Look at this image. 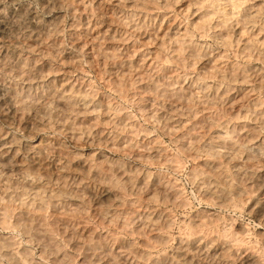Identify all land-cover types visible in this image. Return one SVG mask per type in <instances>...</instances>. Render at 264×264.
<instances>
[{
	"label": "rangeland",
	"instance_id": "rangeland-1",
	"mask_svg": "<svg viewBox=\"0 0 264 264\" xmlns=\"http://www.w3.org/2000/svg\"><path fill=\"white\" fill-rule=\"evenodd\" d=\"M53 1L0 0V264H175L194 242L185 264H264V0Z\"/></svg>",
	"mask_w": 264,
	"mask_h": 264
},
{
	"label": "bare ground",
	"instance_id": "bare-ground-1",
	"mask_svg": "<svg viewBox=\"0 0 264 264\" xmlns=\"http://www.w3.org/2000/svg\"><path fill=\"white\" fill-rule=\"evenodd\" d=\"M14 1H15V0H14ZM42 1H43V0H42ZM46 1H48V0H46ZM54 1H55V0H54ZM54 1H53V2H54ZM64 1H65V0H64ZM70 1H71V0H70ZM226 1H228V0H226ZM230 1H231V0H230ZM237 1H238V0H237ZM242 1H243V0H242ZM49 2H50V1H49ZM58 2H59V1H58ZM66 2H67V1H65V3H66ZM76 2H77V1H76ZM228 2H229V1H228ZM231 2H232V1H231ZM44 3H45V2H44ZM60 3H62V2H60ZM67 3H68V2H67ZM214 3H215V2H214ZM219 3H220V2H219ZM223 3H224V2H223ZM234 3H235V2H234ZM240 3H241V2H240ZM240 3L238 2V5H239ZM262 3H263V2H262ZM45 4H46V3H45ZM56 4H57V2H56ZM232 4H233V2H232ZM241 4H242V3H241ZM46 5H47V4H46ZM52 5H54V4H52ZM57 5H58V4H57ZM66 5L68 6V4H66ZM66 5H65V6H66ZM209 5H210V4H209ZM222 5H223V4H222ZM47 6H48V5H47ZM47 6H45V7H47ZM211 6H212V4H211ZM211 6H210V7H211ZM218 6H219V5H218ZM233 6H234V5H233ZM233 6H232V7H233ZM253 6H254V5H253ZM49 7H50V5H49ZM214 7H215V6H214ZM230 7H231V6H230ZM238 7H239V6H238ZM238 7H237V9H240L241 6H240L239 8H238ZM18 8H19V7H18ZM27 8H29V7H27ZM27 8H26V9H27ZM30 8H31V6H30ZM50 8H52V7H50ZM75 8H76V7H75ZM216 8H217V7H216ZM223 8H224V7H222V9H223ZM12 9H13V8H12ZM22 9H23V8H22ZM53 9H54V8H53ZM231 9H232V8H231ZM233 9H235V7H233ZM254 9H255V7H254ZM257 9H258V8H257ZM54 10H55V9H54ZM212 10H213V9H211V11H212ZM224 10H225V9H224ZM224 10H223V11H224ZM3 11H4V10H3ZM16 11H17V10H16ZM27 11H28V10H27ZM30 11H31V10H30ZM47 11H48V10H47ZM215 11L217 12V10H215ZM236 11H237L236 14H238V10H236ZM0 12H2V10H1ZM7 12H8V11H7ZM7 12H6V14H7ZM24 12H25V11H24ZM54 12H55V11H54ZM212 12H213V11H212ZM212 12H211V13H212ZM219 12H221V11H219ZM230 12H231V11H230ZM9 13H10V12H9ZM12 13H13V12H12ZM16 13H17V12H16ZM22 13H23V11H20L19 13H17L16 16H15V20H16L17 18H19V17L21 18V14H22ZM48 13H49V12H48ZM51 13H52V12H51ZM73 13H74V12H73ZM214 13H215V12H214ZM223 13H224V12H222V14H223ZM226 13H227V12H226ZM232 13H233V12H231V14H232ZM4 14H5V13H4ZM10 14H11V13H10ZM13 14H14V13H13ZM25 14H29V11H28V13H25ZM35 14H37V13H35ZM49 14H50V13H49ZM218 14H219V13H218ZM222 14H221V15H222ZM229 14H230V13H229ZM229 14H228V15H229ZM236 14H235V15H236ZM245 14H246V13H245ZM251 14H252V12H251ZM255 14H256V12H255ZM11 15H12V14H11ZM213 15H214V14H213ZM216 15H217V14H216ZM223 15H224V16H223V19H224V17H226V16H225V13H224ZM228 15H227V16H228ZM3 16H4V15H3ZM23 16H24V15H23ZM30 16H31V15H30ZM37 16H38V15H37ZM58 16H59V15H58ZM207 16H208V15H207ZM218 16H219V15H218ZM238 16H240V15H238ZM238 16H237V17H238ZM251 16H252V15H251ZM12 17H13V16H12ZM237 17H236V18H237ZM242 17H243V16H242ZM247 17H248V15H247ZM252 17H253V16H252ZM0 18L2 19L3 17L0 15ZM7 18H8V17H7ZM20 18H19V19H20ZM24 18H25V17H24ZM24 18H22V19H24ZM38 18H39V17H38ZM40 18H41V17H40ZM61 18H62V17H61ZM217 18H218V17H217ZM249 18H250V17H249ZM249 18H248V19H249ZM1 19H0V21H1ZM25 19H26V18H25ZM33 19H34V18H33ZM33 19H32V20H33ZM55 19H56V18H55ZM55 19H54V20H55ZM219 19H220V17H219ZM245 19H246V18H245ZM47 20H48V19H47ZM57 20H59V19L57 18ZM211 20H212V19H211ZM217 20H218V19H217ZM242 20H243V19H241V21H242ZM7 21H8V20H7ZM55 21H56V20H55ZM220 21H221V20H220ZM243 21H244V20H243ZM1 22H2V21H1ZM1 22H0V24H1ZM26 22H27V21H26ZM29 22H30V21H29ZM197 22H198V21H197ZM205 22H206V21H205ZM210 22H211V21H210ZM223 22H224V21H223ZM226 22H227V21L225 20V23H226ZM249 22H250V21H249ZM252 22H253V21H252ZM6 23H7V22H6ZM11 23L15 24L16 22L14 23V22L12 21ZM27 23H28V22H27ZM30 23H31V22H30ZM37 23H38V22H37ZM43 23H44V22H43ZM7 24H8V23H7ZM31 24H32V23H31ZM35 24H36V23H35ZM53 24H54V23H53ZM195 24H196V23H195ZM220 24H223V23H220ZM220 24H219V27H220ZM247 24H248V23H247ZM43 25H44V24H43ZM45 25H46V24H45ZM243 25H244V24H243ZM252 25H253V24H252ZM4 26H5V25H4ZM8 26H9V25H8ZM8 26H7V27H8ZM16 26H17V25H16ZM32 26H33V25H32ZM49 26H50V25H49ZM57 26H58V25H57ZM207 26H208V25H207ZM209 26H210V24H209ZM214 26H215V25H214ZM225 26H226V25H225ZM13 27H14V26H13ZM18 27H19V26H18ZM23 27H25V26H23ZM50 27H52V26H50ZM200 27H201V26H200ZM3 28H4V27H3ZM5 28H6V27H5ZM37 28H38V27H37ZM203 28H204V27H203ZM203 28H201V29H203ZM220 28H221V27H220ZM259 28H260V27H259ZM8 29H9V27H8ZM22 29H24V28H22ZM26 29H29V28H26ZM31 29H32V28H31ZM41 29H42V28H41ZM50 29H51V28H50ZM207 29H208V27H207ZM33 30H34V29H33ZM56 30H57V29H56ZM203 30H204V29H203ZM228 30H229V29H228ZM243 30H244V28H243ZM5 31H7V30H5ZM9 31H10V30H9ZM23 31H25V30H23ZM23 31H22V32H23ZM35 31H36V29H35ZM258 31H259V30H258ZM258 31H257V32H258ZM263 31H264V30H263ZM13 32H14V31H13ZM17 32H19V31H17ZM30 32H31V31H30ZM43 32H44V30H43ZM54 32H57V31H54ZM58 32H59V31H58ZM227 32H228V31H227ZM0 33H1V32H0ZM2 33H4V32H2ZM32 33H34V32H32ZM36 33H37V32H36ZM51 33H53V32H51ZM211 33H212V32H211ZM10 34H11V33H10ZM12 34H13V33H12ZM15 34H16V33H15ZM21 34H22V33H21ZM21 34H19L18 37H20ZM40 34H41V33H40ZM46 34H47V32H46ZM48 34H49V33H48ZM5 35H6V34H5ZM16 35H17V34H16ZM30 35H31V34H30ZM50 35H53V34H50ZM181 35H182V34H181ZM221 35H222V34H221ZM259 35H260V33H259ZM38 36H39V35H38ZM38 36H37V37H38ZM53 36H54V35H53ZM253 36H254V35H253ZM12 37H13V36H12ZM14 37H15V36H14ZM16 37H17V36H16ZM26 37H27V36H26ZM39 37H40V36H39ZM46 37H47V36H46ZM46 37H45V38H46ZM51 37H52V36H51ZM49 38H50V37H47V40H48ZM190 38H191V37H190ZM8 39H9V38H8ZM8 39H7V40H8ZM224 39H225V38H224ZM249 39H250V38H249ZM255 39H256V38H255ZM12 40H13V39H12ZM24 40H25V39H24ZM36 40H37V39H36ZM45 40H46V39H45ZM171 40H172V39H171ZM173 40H174V39H173ZM176 40H177V39H176ZM178 40H179V39H178ZM260 40H261V39H260ZM27 41H28V40H27ZM53 41H54V40H53ZM253 41H254V40H253ZM82 42H83V41H82ZM174 42H176V41H174ZM180 42H181V41H180ZM184 42H185V41H184ZM258 42L260 43L259 40H258ZM10 43H11V41L9 42V44H10ZM12 43H13V42H12ZM12 43H11V44H12ZM192 43H193V42H192ZM246 43H247V42H246ZM11 44H10V45H11ZM24 44H25V43H24ZM38 44H39V43H38ZM54 44H55V43H54ZM173 44H174V43H173ZM248 44H251V43H248ZM260 44H261V43H260ZM28 45H29V42H28ZM39 45H40V44H39ZM52 45H53V44H52ZM174 45H175V44H174ZM180 45H181V43H180ZM189 45H190V44H189ZM195 45H196V44H195ZM4 46H5V45H4ZM22 46H23V45H22ZM58 46H59V45H58ZM7 47H9V46H7ZM7 47H6V48H7ZM12 47H13V46H12ZM194 47H195V46H194ZM196 47H197V46H196ZM246 47H247V46H246ZM19 48H20V47H19ZM21 48H22V47H21ZM58 48H59V47H58ZM173 48H174V47H173ZM177 48H178V47H177ZM184 48H185V46H184ZM9 49H10V47H9ZM16 49H17V48H16ZM22 49H23V48H22ZM25 49H26V48H25ZM63 49H64V48H63ZM201 49H202V48H201ZM248 49H249V48H248ZM28 50H29V49H28ZM57 50H59V49H57ZM60 50H61V49H60ZM60 50H59V51H60ZM181 50H182V49H181ZM6 51H7V50H6ZM10 51H11V50H10ZM14 51H15V50H14ZM30 51H31V50H30ZM258 51H259V50H258ZM261 51H262V50H261ZM65 52H66V51H65ZM233 52H234V51H233ZM252 52H253V51H252ZM6 53H7V52H5V54H6ZM11 53H12V52H11ZM15 53H16V52H15ZM237 53H238V52H237ZM243 53H244V52H243ZM17 54H18V56L20 55L19 52H18ZM67 54H68V53H67ZM70 54H71V53H70ZM11 55H12V54H11ZM209 55H210V54H209ZM241 55H242V53H241ZM9 56H10V53H9ZM15 56H16V55H15ZM23 56H24V55H23ZM220 56H222V54H221ZM256 56H257V55H256ZM20 57H21V56H20ZM237 57H238V56H237ZM257 57H258V56H257ZM5 58H8V57H5ZM5 58H4V59H5ZM17 58H18V57H17ZM17 58H16L15 60H17ZM212 58H213V57H212ZM223 58H224V56H223ZM223 58H221V59H223ZM226 58H227V57H226ZM18 59H19V58H18ZM2 60H3V58H2ZM8 60H9V59H8ZM10 60H12V58H11ZM24 60H25V59H24ZM213 60H214V59H213ZM228 60H229V59H228ZM230 60H231V58H230ZM5 61H6V60H5ZM2 62H3V61H2ZM2 62H1V64H2ZM7 62H9V61H7ZM10 63H11V62H10ZM13 64H14V62H13ZM2 65H3V64H2ZM10 65H11V64H10ZM16 65H17V63H16ZM25 65H26V64H25ZM8 66H9V65H8ZM253 66H254V65H253ZM5 67H7V65H6ZM13 67H14V66H13ZM13 67H12V69H13ZM24 67H25V66H24ZM2 68H3V67H2ZM18 68H19V67H18ZM26 68H27V66H26ZM238 68H239V67H238ZM238 68H237V70H239ZM14 69H15V68H14ZM24 69H25V68H24ZM24 69H23V70H24ZM30 69H31V68H30ZM261 69H262V68H261ZM0 71H1V70H0ZM14 71H15V70H14ZM245 71H246V70H245ZM20 72H21V71H20ZM23 72H24V71H22V73H23ZM242 72H244V71H242ZM12 73H13V72H12ZM22 73H21V74H22ZM24 73H25V72H24ZM238 73H239V72H238ZM245 73H247V72H245ZM252 73H253V72H252ZM252 73H250V74H252ZM9 74H10V73H9ZM19 74H20V73H18L17 77L19 76ZM256 74H257V73H256ZM256 74H253V75L255 76ZM14 75H15V74H14ZM43 75H44V73H43ZM240 75H243V73L240 74ZM40 76H41V75H40ZM237 76H238V75H237ZM250 76H251V75H250ZM13 77H16V76H13ZM233 77H234V76H233ZM2 78H3V77H2ZM7 78H8V77H7ZM247 78L250 79L249 77H247ZM247 78H246L245 81H247ZM5 79H6V78H5ZM16 79H17V78H16ZM28 79H29V78H28ZM241 79H242V78H241ZM0 80H1V79H0ZM2 82H3V81H2ZM4 82H5V80H4ZM9 82H10V81H9ZM12 82H13V81H12ZM0 83H1V81H0ZM4 84H5V83H4ZM16 84H18V83H16ZM16 84H14L13 87H14ZM2 85H3V84H2ZM9 85H10V83H9ZM9 85H8V86H9ZM6 86H7V85H6ZM8 86H7V87H8ZM17 86H19V85H17ZM21 86H22V85H21ZM0 87H1V86H0ZM51 87H52V86H51ZM55 87H56V86H55ZM206 87H207V86H206ZM1 88H2V87H1ZM3 88H5V87H3ZM25 88H26V87H25ZM39 88H40V87H39ZM36 89H37V88H36ZM52 89H53V88H52ZM52 89H51V92H52ZM58 89H59V88H58ZM58 89H57V90H58ZM47 90H48V89H47ZM47 90H46V91H47ZM67 90H68V89H67ZM16 91H18V90H15V92H16ZM36 91H37V90H36ZM53 91H54V90H53ZM58 91H59V90H58ZM58 91H56V92H58ZM63 91H64V90H63ZM71 91H72V90H71ZM10 92H11V91H10ZM24 92H25V91H24ZM60 92H61V90H60ZM66 92H67V91H66ZM0 93H1V92H0ZM8 93H9V92H8ZM53 93H55V92H53ZM53 93H52V94H53ZM58 93H59V92H58ZM64 93H65V92H64ZM77 93H78V92H77ZM81 93H82V92H81ZM9 94H10V93H9ZM11 94H12V92H11ZM13 94H14V93H13ZM28 94H29V93H28ZM31 94H32V93H31ZM34 94H35V93H34ZM49 94H50V92H49ZM56 94H57V93H56ZM6 95H7V94H6ZM16 95H17V93H16ZM62 95H63V94H62ZM62 95L59 94V96H62ZM12 96H13V95H12ZM17 96H18V95H17ZM35 96H36V95H35ZM54 96H55V95H54ZM54 96H53V97H54ZM67 96H68V95H67ZM2 97H3V95H2ZM4 97H5V96H4ZM15 97H16V96H15ZM51 97H52V96H51ZM57 97H58V96H57ZM62 97H63V96H62ZM71 97H72V96H71ZM0 98H1V97H0ZM21 98H22V97H21ZM23 98H24V97H23ZM23 98H22V99H23ZM25 98H27V97L25 96ZM25 98H24V99H25ZM28 98H29V97H28ZM58 98H59V97H58ZM83 98H84V97H83ZM12 99H13V97L10 98V99L7 101L8 108H10V109H14V108H15V110H16L15 103L12 101ZM14 99H15V98H14ZM19 99H20V98H18V100H19ZM22 99H21V100H22ZM62 99H63V98H62ZM16 100H17V99H16ZM32 100H33V99H32ZM39 100H40V99H39ZM56 100H57V99H56ZM58 100H60V98H59ZM63 100H66V99H63ZM68 100H69V99H68ZM19 101H20V100H19ZM37 101H38V100H37ZM40 101H41V100H40ZM52 101H54V100H52ZM72 101H73V100H72ZM80 101H81V100H80ZM86 101H87V100H86ZM23 102H24V101H23ZM23 102L20 101V103H23ZM47 102H49V101H47ZM50 102H51V101H50ZM54 102H55V101H54ZM63 102H64V101H63ZM74 102H75V101H74ZM33 103H34V102H33ZM33 103H32V104H33ZM42 103H43V102H42ZM85 103H88V102H85ZM3 104H4V103H3ZM16 104H18V103H16ZM47 104H48V103H47ZM65 104H67V103H65ZM73 104H74V103H73ZM88 104H89V103H88ZM35 105H37V104L35 103ZM83 105H84V103H83ZM254 105H256V104H254ZM258 105H259V104H258ZM260 105H261V104H260ZM20 106H21V105H20ZM26 106H27V105H26ZM81 106H82V104H81ZM1 107H2V106H1ZM17 107H18V106H17ZM38 107H40V106H38ZM85 107H86V105H85ZM87 107H88V105H87ZM256 107H257V106H256ZM253 108H254V107H253ZM6 109H7V108H6ZM85 109H86V108H85ZM88 109H89V108H88ZM88 109H87V110H88ZM94 109H95V108H94ZM108 109H109V108H107V110H108ZM3 110H4V109H3ZM17 110H18V109H17ZM19 110H21V109H19ZM26 110H27V109H26ZM33 110H34V109H33ZM37 110H38V109H37ZM39 110H40V109H39ZM44 110H45V109H44ZM69 110H70V109H69ZM72 110H73V109H72ZM8 111H9V110H8ZM22 111H25V109L22 110ZM22 111H21V112H22ZM82 111H83V110H82ZM101 111H102V110H101ZM108 111H109V110H108ZM0 112H1V111H0ZM72 112H73V111H72ZM247 112H248V110H247ZM3 113H4V112H3ZM5 113H8L7 110H6ZM5 113H4V114H5ZM26 113H27V112H26ZM26 113H23V114H26ZM104 113H105V111H104ZM104 113H103V114H104ZM248 113L251 114L250 110H249ZM248 113H247V114H248ZM260 113H261V112H260ZM9 114H10V113H9ZM11 114H13V113H11ZM23 114H22V115H23ZM44 114H45V113H44ZM105 114H106V113H105ZM209 114H210V113H209ZM250 114H249V116H250ZM2 115H3V114H2ZM28 115H29V114H28ZM42 115H43V114H42ZM46 115H47V114H46ZM125 115H126V114H125ZM193 115H195V114H193ZM6 116H7V115H6ZM9 116H10V115H9ZM36 116H37V115H36ZM258 116H259V115H258ZM33 117H34V116H33ZM48 117H49V116H48ZM52 117H53V116H52ZM195 117H196V116H195ZM245 117L247 118L246 115H245ZM245 117H244V118H245ZM251 117H252V116H251ZM254 117H255V116H254ZM259 117H260V116H259ZM261 117H262V116H261ZM263 117H264V116H263ZM6 118H7V117H6ZM9 118H10V117H9ZM24 118H25V117H24ZM31 118H32V117H31ZM56 118H57V117H56ZM191 118H192V116H191ZM256 118H257V116H256ZM11 119H12V118H11ZM113 119H114V118H113ZM254 119H255V118H254ZM259 119H260V118H259ZM29 120H30V118H29ZM38 120H39V119H38ZM249 120H250V118H249ZM260 120H261V119H260ZM27 121H28V119H27ZM54 121H55V120H54ZM108 121H110V120H108ZM186 121H187V120H186ZM218 121H219V120H218ZM262 121H263V119L261 120V122H262ZM48 122H49V121H48ZM110 122H111V121H110ZM226 122H227V121H226ZM254 122H256V120H255ZM43 123H44V122H43ZM56 123H57V121H56ZM108 123H109V122H108ZM179 123H181V122H179ZM182 123H183V122H182ZM262 123H263V122H262ZM38 124H39V123H38ZM258 124H259V123H258ZM51 125H52V124H51ZM129 125H130V124H129ZM194 125H195V124H194ZM214 125H215V123H214ZM223 125H224V123H223ZM261 125H262V129H261V130H263V129H264V128H263L264 126H263V124H261ZM65 126H66V125H65ZM123 126H124V125H123ZM126 126H127V125H126ZM210 126H211V125H210ZM212 126H213V125H212ZM233 126H234V125H233ZM259 126H260V124H259ZM259 126H258V127H259ZM61 127H62V126H61ZM63 127H64V126H63ZM171 127H173V126H171ZM180 127H181V126H180ZM182 127H183V126H182ZM182 127H181V128H182ZM219 127H220V125H219ZM230 127H231V126H230ZM242 127H243V126H242ZM188 128H189V127H188ZM210 128H211V127H210ZM215 128H216V127H215ZM220 128H221V127H220ZM246 128H247V127H246ZM36 129H37V128H35L34 130H36ZM217 129H218V128H217ZM227 129H228V128H227ZM229 129H230V128H229ZM233 129H234V128H233ZM251 129H253V128H251ZM258 129H259V128H258ZM69 130H70V129H69ZM71 130H72V129H71ZM177 130H178V129H177ZM241 130H242V129H241ZM254 130H255V128H254ZM67 131H68V129H67ZM219 131H220V130H219ZM219 131H218V132H219ZM227 131H228V130H227ZM231 131H232V130H231ZM248 131H249V130H248ZM257 131H258V130H256V132H257ZM259 131H260V129H259ZM218 132H217V133H218ZM244 132H245V131H244ZM212 133H213V132H212ZM221 133H222V132H221ZM247 133H248V132H247ZM247 133H246V134H247ZM251 133H253V130H252ZM254 133H255V132H254ZM218 134H219V133H218ZM218 134H217V136H220V135H221V134H220V135H218ZM222 134H224V132H223ZM230 134H231V132H230ZM248 134H249V133H248ZM100 135H101V134H100ZM211 135H212V134H211ZM213 135H215V134H213ZM226 135H227V134H226ZM226 135H225V136H226ZM231 135H232V134H231ZM254 135H255V134H254ZM178 136H179V135H178ZM251 136H252V135H251ZM4 137H5V136H4ZM232 137H233V136H232ZM247 137H248V136H246V138H247ZM254 137H255V136H254ZM18 138H19V137H18ZM181 138H182V137H181ZM217 138H218V137H217ZM225 138H226V137H225ZM234 138H235V137H234ZM8 139H9V138H8ZM10 139H11V137H10ZM215 139H216V138H215ZM221 139H222V137H221ZM247 139H248V141H249L250 137L247 138ZM251 139H252V137H251ZM253 139H254V138H253ZM256 139H258V138H256ZM105 140H106V139H105ZM182 140H183V139H182ZM209 140H210V139H209ZM218 140H219V139H218ZM223 140H224V138H223ZM225 140H226V139H225ZM228 140H229V139H228ZM237 140H238V139H237ZM211 141H212V140H211ZM238 141H239V140H238ZM241 141H242V140H241ZM245 141H246V140H245ZM248 141H247V142H248ZM254 141H255V140H254ZM9 142H10V141H9ZM43 142H44V141H43ZM43 142H42V144H43ZM194 142H195V141H194ZM216 142H217V141H216ZM219 142H220V141H219ZM225 142H226V141H225ZM230 142H231V140H230ZM230 142H229V146H230V144H231ZM252 142H253V141H252ZM255 142H257V140H256ZM261 142H263V141H261ZM44 143H45V142H44ZM250 143H251V142H250ZM35 144H38V143H34L33 145L35 146ZM47 144H48V143H47ZM219 144H220V143H219ZM219 144H218V145H219ZM222 144H223V143H222ZM222 144H221L220 146H222ZM244 144H245V142H244ZM254 144H255V143H254ZM257 144H258V143H257ZM11 145H12V144H11ZM33 145H32V146H33ZM43 145H44V144H43ZM192 145H193V144H192ZM218 145H217V146H218ZM223 145H224L223 148H226L225 144H223ZM233 145H234V144H233ZM240 145H241V144H240ZM252 145H253V144H252ZM262 145H263V144H262ZM0 146H1V145H0ZM6 146H7V145H6ZM49 146H50V145H49ZM208 146H210V145H208ZM217 146H215V147H217ZM227 146H228V145H227ZM229 146H228L227 148H229ZM253 146H254V145H253ZM2 147H3V146H2ZM30 147H31V144H30ZM43 147H44V146H43ZM203 147H204V146H203ZM213 147H214V146H213ZM231 147H232V146H231ZM242 147H243V145H242ZM248 147H249V146H248ZM262 147H263V146H261V148H262ZM9 148H10V147H9ZM9 148H8V149H9ZM13 148H14V147H13ZM17 148H19V147H17ZM28 148H29V147H28ZM34 148H35V147H34ZM37 148H38V147H37ZM191 148H192V147H191ZM218 148H219V147H218ZM235 148H236V146H235ZM237 148H238V147H237ZM239 148H240V147H239ZM239 148H238V149H239ZM249 148H250V147H249ZM251 148H252V147H251ZM254 148H255L256 151H257L258 147H254ZM0 149H1V148H0ZM8 149H7V150H8ZM30 149H31V148H30ZM41 149H43V148L41 147ZM41 149H39V150H41ZM52 149H53V148H52ZM194 149H196V148H194ZM210 149H211V148H210ZM221 149H222V147H221ZM221 149H220V150H221ZM245 149H246V148H245ZM262 149H264V148H262ZM7 150H6V153H7ZM35 150H36V148H35ZM43 150H44V149H43ZM192 150H193V149H192ZM199 150H200V149H199ZM235 150H236V149H235ZM235 150H234V151H235ZM246 150H248V149H246ZM259 150H260V149H259ZM259 150H258V151H259ZM4 151H5V150H4ZM14 151H15V150H14ZM31 151H33V149H32ZM44 151H46V149H45ZM48 151H49V149H48ZM208 151H209V150H208ZM208 151H206V152H208ZM217 151H219V150H217ZM221 151H222V150H221ZM238 151H239V150H238ZM238 151H237V152H238ZM249 151H250V149H249ZM253 151H254V150H253ZM253 151H252V153H255V152H253ZM2 152H3V151H2ZM27 152H29V151H27ZM35 152H36V151H35ZM203 152H204V151H203ZM213 152H214V150H213ZM232 152H233V151H232ZM237 152H236V153H237ZM239 152H240V151H239ZM243 152H244V151H243ZM243 152H242V150H241L240 153H243ZM250 152H251V151H250ZM262 152H263V151H262ZM3 153H5V152H3ZM10 153H11V151H10ZM12 153H13V152H12ZM12 153H11V154H12ZM14 153H15V152H14ZM16 153H17V152H16ZM19 153H20V152H19ZM19 153H18V154H19ZM38 153H39V152H38ZM199 153H200V152H199ZM220 153H221V152H220ZM227 153H229V152L226 151V154H227ZM230 153H231V151H230ZM234 153H235V152H234ZM258 153H259V152H258ZM258 153H256V154H258ZM7 154H8V153H7ZM25 154H26V153H25ZM31 154H32V153H31ZM33 154H34V152H33ZM39 154H40V153H39ZM42 154H45V152H44V153L42 152ZM194 154H196V153H194ZM243 154H244V153H243ZM245 154H246V153H245ZM3 155H4V154H3ZM20 155H21V154H20ZM37 155H38V154H37ZM231 155H232V154H231ZM231 155H230L229 157H227L225 160H227V159L232 160ZM233 155H235V154H233ZM239 155H240V154H239ZM251 155H252V154H251ZM251 155H250V158H249V159H251ZM0 156H2V155H0ZM26 156H27V155H26ZM33 156H35V155H33ZM45 156H46V154H45ZM196 156H197V155H196ZM241 156H242V155H241ZM253 156H254V155H253ZM23 157H24V156H23ZM27 157H28V156H27ZM27 157H25V158H27ZM46 157H47V156H46ZM220 157H221V156H220ZM225 157H226V156H225ZM243 157H244V156H243ZM256 157H257V156H256ZM256 157H255V158H256ZM260 157H261V156H260ZM36 158H37V157H36ZM38 158H39V155H38ZM210 158H211V157H210ZM236 158H237V157H236ZM246 158H247V157H246ZM261 158H262V157H261ZM23 159H24V158H23ZM23 159H22V160H23ZM48 159H49V157H48ZM77 159H78V158H77ZM208 159H209V158H208ZM234 159H235V158H234ZM238 159H242V158H238ZM258 159H259V158H258ZM7 160H8V158H7ZM24 160H25V159H24ZM24 160H23V162H24ZM36 160H37V159H36ZM39 160H40V158H39ZM46 160H47V159H46ZM60 160H61V159H60ZM247 160H248V159H247ZM252 160H253V159H252ZM254 160H255V159H254ZM256 160H257V158H256ZM260 160H261V159H259V161H260ZM5 161H6V160H5ZM18 161H19V160H17V155H16V154H13V155L11 156L10 163H9L10 167L13 166L12 168L14 169V167L16 168L17 166H20V167H21L20 169L22 170L23 173H26V172L29 171L30 169H31V170H35V171H34L35 173L39 171V167H38L37 165H31V166L28 165V169H25V168L23 169V167H25V166H23L25 163H22L21 159H20L19 162H18ZM33 161H34V160H33ZM42 161H43V159H42ZM44 161H45V160H44ZM44 161H43V162H44ZM56 161H57V160H56ZM56 161H55V163H56ZM58 161H59V159H58ZM210 161H211V160H210ZM235 161H236V160H235ZM245 161H246V160H245ZM262 161H263V160H261V162H262ZM27 162H28V161H27ZM239 162H240V161H239ZM257 162H258V161H256V164H257ZM5 163H6V162H5ZM18 163H19V164H18ZM38 163L40 164L39 161H38ZM41 163H42V162H41ZM47 163H49V162H47ZM50 163H51V165H52V161H51ZM57 163H60V162H57ZM202 163H203V162H202ZM204 163H207L206 160H205ZM204 163H203V165H204ZM229 163H230V162H229ZM240 163H241V162H240ZM30 164H31V163H30ZM32 164H33V163H32ZM53 164H54V163H53ZM208 164H209V160H208ZM216 164H217V163H216ZM227 164H228V162H227ZM231 164H233V163H231ZM258 164H259V163H258ZM45 165H46V164H45ZM59 165H60V164H59ZM61 165H63V164L61 163ZM92 165H93V164H92ZM237 165H238V163H237V164H234V166H236V168H238ZM241 165H243V164H241ZM245 165H246V164H245ZM253 165H254V164H253ZM260 165H261V163H260ZM49 166H50V165H49ZM208 166H209V165H208ZM218 166H219V165H218ZM226 166H227V165H226ZM249 166H250V165H249ZM251 166H252V165H251ZM254 166H256V165H254ZM261 166H263V165H261ZM261 166H259V167L262 168ZM3 167H4V166H3ZM7 167H8V166H6V169H7ZM64 167L66 168V165H65ZM64 167H63V169H64ZM210 167H211V166H210ZM239 167H240V165H239ZM242 167H244V166H242ZM12 168H11V169H12ZM56 168H57V167H56ZM71 168H72V167H71ZM76 168H77V167H76ZM90 168H91V167H90ZM92 168H93V167H92ZM205 168H206V167H205ZM231 168L233 169V167H231ZM257 168H258V167H257ZM11 169H10V170H11ZM13 169H12V171H13ZM16 169H17V168H16ZM49 169H50V168H49ZM54 169H55V166H54ZM85 169H86V168H85ZM213 169H214V168H213ZM217 169H218V168H217ZM223 169H224V168H223ZM238 169H240V168H238ZM244 169H245V167H244ZM1 170H3V169H1ZM18 170H19V168H18ZM41 170H42V169H41ZM41 170H40V171H41ZM64 170H66V169H64ZM81 170H82V169H81ZM197 170H198V169H197ZM199 170H200V169H199ZM221 170H222V169H221ZM221 170H219V171H221ZM260 170H261V169H260ZM49 171H50V170H49ZM55 171H56V170H55ZM62 171H63V170H62ZM62 171H61V172H62ZM77 171H78V170H77ZM82 171H84V169H83ZM85 171H86V170H85ZM90 171H91V170H90ZM130 171H131V170H130ZM205 171H206V170H205ZM233 171H234V170H233ZM241 171H242V170H241ZM253 171H254V169H253ZM9 172H10V171H9ZM19 172H20V171H19ZM19 172H18V174H19ZM30 172H31V171H30ZM44 172H45V171H44ZM44 172H43V173H44ZM64 172H65V171H64ZM75 172H76V171H75ZM78 172H79V171H78ZM210 172H211V171H210ZM210 172H209V173H210ZM238 172H240V171H238ZM238 172H237V173H238ZM248 172H250V171H248ZM255 172H256V170H255ZM258 172H259V171H258ZM6 173H7V172H6ZM46 173H47V172H46ZM76 173H77V172H76ZM87 173H88V172H87ZM123 173H127V172H123ZM203 173H204V172H203ZM218 173H219V172H218ZM226 173H228V172H226ZM226 173H225V174H226ZM233 173H234V172H233ZM243 173H244V172H243ZM29 174H30V173H29ZM39 174H40V172H39ZM41 174H42V173H41ZM51 174H52V173H51ZM83 174H84V173H83ZM98 174H99V173H98ZM211 174H212V173H211ZM223 174H224V172H223ZM235 174H236V173H235ZM235 174H234V175H235ZM251 174H252V173H251ZM9 175H11V174H9ZM9 175L7 174V176H9ZM42 175H44V174H42ZM60 175H61V173H60ZM60 175H59V177H60ZM95 175H96V174H95ZM202 175H203V174H202ZM202 175H201V177H202ZM204 175H205V174H204ZM213 175H214V173H213ZM240 175H241V174H240ZM246 175H247V173H246ZM254 175H255V174H254ZM54 176H55V175H54ZM56 176H57V171H56ZM62 176H63V175H62ZM194 176H195V175H194ZM194 176H193V177H194ZM197 176H198V175H197ZM206 176H207V175H206ZM216 176H218L217 173H216ZM220 176H221V175H220ZM236 176H237V175H236ZM261 176H262V175H261ZM0 177L3 178V176H0ZM23 177H26V176H23ZM64 177H65V175H64ZM66 177H68V176H66ZM66 177H65V179H66ZM214 177H215V176H214ZM240 177H241V176H240ZM244 177H245V176H244ZM246 177H247V176H246ZM252 177H253V176H252ZM252 177H251V178H252ZM258 177H259V176H257V178H258ZM28 178H29V177H28ZM35 178H36V177H35ZM38 178H42V177H38ZM55 178H56V177H55ZM61 178H62V177H61ZM71 178H72V177H71ZM76 178H78V177H76ZM194 178H197V177H194ZM194 178H193V179H194ZM203 178H204V177H203ZM222 178H223V177H222ZM229 178H230V177H229ZM242 178H243V176H242ZM249 178H250V177H249ZM249 178H248V181H249ZM259 178H260V177H259ZM263 178H264V177H263ZM7 179H8V178H7ZM32 179H33V178H32ZM100 179H101V178H100ZM109 179H110V178H109ZM128 179H129V178H128ZM205 179H206V178H205ZM213 179H214V178H213ZM238 179H239V178H238ZM238 179H237V180H238ZM56 180H57V179H56ZM66 180H67V179H66ZM134 180H135V179H134ZM194 180L196 181V179H194ZM202 180H203V179H201V181H202ZM208 180H210V179H208ZM215 180H216V179H215ZM220 180H221V179H220ZM251 180H252V179H251ZM261 180H262V179H261ZM261 180H260V182H261ZM11 181H12V180H11ZM26 181H27V179H26ZM41 181H42V180H41ZM58 181H59V179H58ZM63 181H64V179H63ZM79 181H80V180H79ZM86 181H87V180H86ZM201 181H200V182H201ZM206 181H207V180H206ZM221 181H222V180H221ZM224 181H225V180H224ZM224 181H222V183H223ZM226 181H227V180H226ZM230 181H231V180H230ZM235 181H236V180H235ZM235 181H234V182H235ZM242 181H243V180H242ZM242 181H241V182H242ZM244 181H245V180H244ZM253 181H254V180H253ZM256 181H257V179H256ZM19 182H20V181H19ZM30 182H31V181H30ZM36 182H37V181H36ZM104 182H105V179H104ZM127 182H128V181H127ZM209 182H210V181H209ZM228 182H229V181H228ZM231 182H232V181H231ZM231 182H230V185L228 184L230 187H231V184H232ZM241 182H240V183H241ZM31 183H32V182H31ZM37 183H38V182H37ZM80 183H82V182H80ZM87 183H88V182H87ZM119 183H120V182H119ZM163 183H164V182H163ZM198 183H199V182H198ZM202 183H203V185L205 184L204 181H203ZM202 183H201V184H202ZM238 183H239V182H238ZM248 183H249V182H248ZM251 183H252V182H251ZM251 183H250V184H251ZM5 184H8V183H5ZM24 184H25V183H24ZM26 184H27V183H26ZM63 184H64V183H63ZM65 184H66V183H65ZM73 184H74V183H73ZM76 184H77V183H76ZM78 184H79V183H78ZM78 184H77V185H78ZM84 184H86V183H84ZM100 184H101V183H100ZM131 184H132V183H131ZM211 184H212V181H211ZM214 184H215V182H214ZM224 184H225V183H224ZM226 184H227V182H226ZM250 184H249V185H250ZM252 184H253V183H252ZM255 184H257V183L255 182ZM21 185H22V184H21ZM34 185H35V184H34ZM49 185H50V184H49ZM67 185H68V184H67ZM79 185H80V184H79ZM79 185H78V186H79ZM86 185H88V184H86ZM105 185H107V183H106ZM159 185H160V184H159ZM169 185H170V184H169ZM212 185H213V184H212ZM218 185H219V184H218ZM221 185H222V184H221ZM4 186H5V185H4ZM23 186L25 187V185H23ZM42 186H43V184H42ZM44 186L49 187V186L46 185V184H45ZM69 186H70V185H69ZM78 186H77V187H78ZM107 186H108V185H107ZM136 186H137V185H136ZM167 186H168V185H167ZM200 186H201V185H200ZM200 186H199V187H200ZM209 186H210V185H209ZM226 186H227V185H226ZM257 186H258V185H257ZM263 186H264V185H263ZM7 187H8V186H7ZM30 187H31L32 191H33V192H36V193H42V192L45 193V192H46V191H45V190H46L45 187H44V188H45L44 191H43L39 186L36 187V186L31 185ZM38 187H39V188H38ZM51 187H52V186H51ZM63 187H64V186H63ZM65 187H66V186H65ZM72 187H73V186H72ZM93 187H94V186H93ZM105 187H106V186H105ZM111 187H112V186H111ZM111 187H110V188H111ZM137 187H138V186H137ZM207 187H208V186H207ZM212 187H213V186H212ZM215 187H216V185H215ZM224 187H225V186H224ZM232 187H233V186H232ZM232 187H231V188H232ZM240 187H241V186H240ZM253 187H254V185H253ZM1 188H2L3 191H4V188H5V187H4V188L1 187ZM26 188H27V187H26ZM49 188H50V187H49ZM73 188H74V187H73ZM85 188H86V187H85ZM90 188H91V187H90ZM114 188H116V187H114ZM124 188H125V187H124ZM135 188H136V187H135ZM170 188H171V187H170ZM201 188H202V186L200 187V189H201ZM205 188H206V187H205ZM227 188H228V186H227ZM234 188H235V187H234ZM257 188H258V187H257ZM8 189H9V187H8ZM10 189H11V188H10ZM28 189H29V188H28ZM61 189H62V188H61ZM63 189H64V188H63ZM68 189H69V187H68ZM88 189H89V188H88ZM88 189H87V191H88ZM107 189L109 190L108 187H107ZM111 189H112V188H111ZM200 189H199V190H200ZM208 189H210V188L208 187ZM237 189H238V188H237ZM15 190H16V189H15ZM51 190H52V189H51ZM64 190L66 191V189H64ZM70 190H72V188H71ZM70 190H69V192H71ZM91 190H93V189H91ZM101 190H102V189H101ZM119 190H120V189H119ZM140 190H141V189H140ZM201 190H203V189H201ZM215 190H216V189H215ZM235 190H236V189H235ZM243 190H244V189H243ZM3 191H2V192H3ZM5 191H6V189H5ZM48 191H49V189H48ZM55 191H56V190H55ZM60 191H61V190H60ZM60 191H59V192H60ZM74 191H76L75 188H74ZM103 191H104V190H103ZM106 191H107V190H106ZM115 191H116V190H115ZM129 191H130V189H129ZM205 191H206V190H205ZM219 191H220V188H219ZM222 191H223V190H222ZM238 191H239V189H238ZM0 192H1V191H0ZM9 192H10V191H9ZM26 192H27V191H26ZM30 192H31V191H30ZM50 192H52V191H50ZM76 192H77V191H76ZM80 192H81V191H80ZM100 192H101V191H100ZM117 192L119 193V191H117ZM211 192H213V191H211ZM254 192H255V191H254ZM44 193H42V194H44ZM62 193H63V191H62ZM78 193H79V192H78ZM78 193H77V195H79ZM90 193H91V191H90ZM113 193H114V191H113ZM118 193H117V194H118ZM125 193H126V192H125ZM201 193H202V192H201ZM206 193H207V192H206ZM222 193H224V191H223ZM263 193H264V192H263V190H262V195H263ZM5 194H6V192H5ZM7 194H9V193H7ZM28 194H29V193H28ZM28 194H27V195H28ZM60 194H61V193H60ZM60 194H58V195H60ZM66 194H67V193H66ZM91 194H92V193H91ZM97 194H98V192L96 193V195H97ZM101 194H102V192H101ZM114 194H115V193H114ZM114 194H113V195H114ZM204 194H205V192H204ZM236 194H237V192H236ZM236 194H235V195H236ZM239 194H240V193H238V195H239ZM241 194H242V192H241ZM243 194H244V193H243ZM1 195H2V194H1ZM3 195H4V193H3ZM10 195H11V194H10ZM16 195H17V194H16ZM46 195L49 196V197H48L49 200L56 201V196H55L56 193L53 194V192H52V193H49V194H46ZM64 195H65V194H64ZM74 195H75V194H74ZM77 195H76V196H77ZM105 195H107V197L105 198V202L107 201V202H111V203H112L113 200L115 199V198H113V196L111 197L112 193H110V191H107V192L105 193ZM119 195H121V194L119 193ZM232 195H233V194H232ZM238 195H237V196H238ZM249 195H250V194H249ZM6 196H7V195H6ZM11 196H12V195H11ZM100 196H101V195H100ZM100 196H99V197H100ZM208 196H209V195H208ZM212 196H213V195H212ZM212 196L210 195L211 198H212ZM221 196H222V195H221ZM225 196H226V195H225ZM259 196H260V195H259ZM8 197H10V196H8ZM20 197H21V196H20ZM39 197H40V195H39ZM68 197H69V196H68ZM71 197H73V196L71 195ZM79 197H80V196H79ZM114 197H115V196H114ZM119 197H120V196H119ZM210 197H209V198H210ZM257 197H258V196H257ZM262 197H263V196H262ZM14 198H16V197H14ZM37 198H38V197H37ZM40 198H41V197H40ZM43 198H44V196H43ZM58 198H59V197H58ZM58 198H57V199H58ZM69 198H70V197H69ZM75 198H77V197H75ZM91 198H92V197H91ZM93 198L96 199V197H93ZM101 198H102V197H101ZM101 198H99V199H101ZM112 198H113V199H112ZM215 198H216V197H214V200H215ZM218 198L220 199V196H219ZM221 198H223V200H224L225 197H221ZM227 198H229V197L227 196ZM227 198H226V199H227ZM230 198H231V197H230ZM0 199H1V198H0ZM17 199H18V197H17ZM44 199H45V198H44ZM122 199H124V195H123V198H122ZM122 199H121V200H122ZM212 199H213V198H212ZM25 200H26V199H25ZM32 200H33V199H32ZM40 200H42V198H41ZM49 200H48V201H49ZM61 200H62V198H61ZM64 200L66 201V199H64ZM64 200H63V202H64ZM69 200H70V199H69ZM73 200H74V199H73ZM93 200H94V199H93ZM117 200H119V198H118ZM117 200H115V201L117 202ZM214 200H213V202H214ZM221 200H222V199H221ZM228 200H229V199H228ZM233 200H234V199H233ZM257 200H258V199H257ZM0 201H1V200H0ZM71 201H72V200H71ZM100 201H101V200H100ZM215 201H216V200H215ZM263 201H264V200H263ZM20 202H22V201H20ZM32 202H33V201H32ZM57 202H58V201H57ZM102 202H103V201H102ZM105 202H104V204H105ZM116 202H115V203H116ZM122 202H123V201H122ZM122 202H121V203H122ZM216 202H217V201H216ZM216 202H215V203H216ZM255 202H256V201H255ZM258 202H260V201H258ZM14 203H15V202H14ZM54 203H55V202H54ZM69 203H70V202H69ZM69 203H68V204H69ZM98 203H99V200H98ZM125 203H126V202H125ZM22 204H23V203H22ZM27 204H28V203H27ZM33 204H34V202H33ZM46 204H47V203H46ZM55 204H56V203H55ZM101 204H102V203H100V205H99V204H97V205L101 206ZM233 204H234V203H233ZM256 204H258V203H256ZM53 205H54V204H53ZM94 205H95V204H94ZM107 205H108V203H107ZM112 205H113V204H112ZM114 205H115V204H114ZM123 205H124V203H123L121 206H123ZM130 205H131V204H130ZM262 205H263V204H262ZM3 206H4V205H3ZM5 206H6V205H5ZM11 206H12V205H11ZM30 206H31V205H30ZM41 206H42V205H41ZM118 206H120V204H119ZM125 206H126V205H125ZM8 207H9V206H8ZM13 207H14V206H13ZM113 207H114V206H113ZM115 207H117V206H115ZM129 207H130V206H129ZM10 208H11V207H9V209H10ZM100 208H101V207H100ZM103 208H105V207H103ZM107 208H108V207H107ZM120 208H122V207H120ZM130 208H131V207H130ZM258 208H259V207H258ZM262 208H263V207H262ZM2 209H3V208H2ZM11 209H12V208H11ZM112 209H113V208H112ZM114 209L116 210V208H114ZM122 209H123V208H122ZM122 209H121V210H122ZM19 210H20V208H19ZM99 210H100V209H99ZM106 210H107V209H106ZM108 210L110 211L111 209H108ZM258 210H259V209H258ZM262 210H264V209H262ZM9 211H10V210H9ZM113 211H114V210H113ZM117 211H118V210H117ZM132 211H133V210H132ZM132 211H131L129 214H131ZM135 211H136V210H135ZM27 212H28V211H26V214H27ZM103 212L105 213L104 210H103ZM106 212H107V211H106ZM110 212H111V214H112V210H111ZM153 212H154V211H153ZM5 213H6V212H5ZM120 213H121V212H120ZM124 213H125V212H124ZM148 213H149V212H148ZM256 213H257V212H256ZM262 213H263V211H262ZM113 214H116V213H113ZM117 214H118V213H117ZM117 214H116V215H117ZM127 214H128V213H127ZM152 214H153V213H152ZM108 215H109V212H108ZM108 215H106V216H108ZM112 216H113V215H112ZM112 216H111V217H112ZM114 216H115V215H114ZM129 217H130V216H129ZM207 217H208V216H207ZM107 218H108V217H107ZM109 218H110V217H109ZM125 218H126V217H125ZM147 218H148V216H147ZM150 218H151V217H150ZM202 218H203V217H202ZM209 218H210V217H209ZM262 218H264V217H262ZM129 219H130V218H129ZM199 219H200V218H199ZM210 219H211V218H210ZM111 220H112V219H111ZM126 220H127V219H126ZM133 220H134V219H133ZM195 221H197V220H195ZM198 221H199V220H198ZM202 221H203V220H202ZM208 221H209V220H208ZM211 221L213 222V220H211ZM124 222H125V220H124ZM126 222H127V221H126ZM134 222H135V221H134ZM193 222H194V221H193ZM204 222H205V221H204ZM151 223H152V222H151ZM191 223H192V222H191ZM207 223H208V222H207ZM210 223H211V222H210ZM198 224H199V223H198ZM193 225H194V223H193ZM200 225H202V224H200ZM207 225H209V224H207ZM183 226H184V225H183ZM141 227H142V226H141ZM143 227H144V226H143ZM153 227H154V226H153ZM153 227H152V228H153ZM185 227H186V226H185ZM196 227H197V226H196ZM213 227H214V226H213ZM183 228H184V227H183ZM187 228H188V227H187ZM200 228H201V227H200ZM200 228H199V229H200ZM203 229H204V228H203ZM215 230H216V229H215ZM192 231H193V230H192ZM196 231H197V230H196ZM201 231H202V230H201ZM207 231H208V230H207ZM162 233H163V232H162ZM211 233H212V232H211ZM211 233H209V235H211ZM229 233H230V232H229ZM231 233H232V232H231ZM158 234H159V233H158ZM206 234H207V233H206ZM206 234H205V235H206ZM232 234H233V233H232ZM235 234H236V233H235ZM215 235H216V234H215ZM238 235H239V234H238ZM164 236H165V235H164ZM187 236H188V235H187ZM235 236H236V235H235ZM240 237H241V236H240ZM203 238H204V237H203ZM213 238H214V237H213ZM215 238H216V237H215ZM223 238H224V237H223ZM232 238H233V237H232ZM236 238H237V237H236ZM218 239H220V238H218ZM230 239H231V238H230ZM235 240H236V239H235ZM237 240H238V239H237ZM244 240H245V239H244ZM183 241H184V240H183ZM189 241H190V240H189ZM200 241H202V240H200ZM215 241H216V239H215ZM218 241H219V240H218ZM233 241H234V240H233ZM185 242H186V241H185ZM212 242H213V241H212ZM219 242H220V241H219ZM229 242H230V241H229ZM234 242H235V241H234ZM195 243H196V242H194L193 245H194ZM205 243H206V241H205ZM209 243H210V242H209ZM220 243H221V242H220ZM235 243H236V242H235ZM180 244H181V242H180ZM184 244H185V243H184ZM197 244H198V243H197ZM214 244H215V243H214ZM217 244H218V243H217ZM182 245H183V243H182ZM193 245H192V244L189 245V246L184 245V247L181 246V247H183V248H182L181 250L179 249L181 252L179 251V254H178V257H177L178 260L175 262V260L172 259V260H174L175 264H185V260H187V258L189 259V257H190V258L194 259V258H196V257H199V255L204 254L203 252H205V251L202 252V250H201V249H203V247H202L201 249H199V250H195L196 248H193V247H192ZM220 245H221V244H220ZM197 246H198V245H196V247H197ZM204 246H205V245H204ZM207 246H208V245H207ZM217 246H218V245H217ZM209 247H211V246H209ZM226 247H227V246H226ZM175 248L177 249V247H175ZM207 248H208V247H207ZM231 248H232V246H231ZM238 248H239V247H238ZM197 249H198V248H197ZM252 249H254V248H252ZM208 250H209V248H208ZM214 250H215V249H214ZM223 250H224V247H223ZM226 250H227V249H226ZM246 250H247V249H246ZM255 250H256V249H255ZM95 251H97V250H95ZM95 251H94V252H95ZM206 251H207V250H206ZM263 251H264V250H263ZM263 251H262V252H263ZM213 252H214V251H213ZM177 253H178V252H177ZM177 253H175V255H177ZM222 253H223V252H221V254H222ZM227 253H228V252H227ZM140 254H141V253H140ZM206 254H207V253H206ZM228 254H229V253H228ZM161 255H162V254H161ZM215 255H216V254H215ZM215 255L213 254V256H215ZM224 255H226V254H224ZM224 255H223V256H224ZM235 255H236V254H235ZM250 255H251V254H250ZM263 255H264V254H263ZM92 256H93V255H92ZM94 256H95V255H94ZM136 256H137V255H136ZM173 256H174V255H173ZM202 256H203V255H202ZM209 256H210V255H209ZM230 256H231V254H230ZM233 256H234V255H233ZM240 256H242V255H240ZM141 257H142V256H141ZM161 257H162V256H161ZM203 257H204V256H203ZM237 257H238V256H237ZM250 257H251V256H250ZM256 257H257V256H256ZM259 257H261V256H259ZM136 258H137V257H136ZM144 258H145V257H144ZM177 258H176V259H177ZM199 258H200V257H199ZM209 258H210V257H209ZM234 258H235V257H234ZM244 258H245V257H244ZM147 259H148V258H147ZM164 259H167V258L164 257ZM168 259H169V258H168ZM170 259H171V258H170ZM255 259H256V258H255ZM259 259H260V258H259ZM230 260H231V259H230ZM13 261H14V260H13ZM15 261H16V260H15ZM15 261H14V262H15ZM131 261H132V260H131ZM144 261H145V260H143V262H144ZM146 261H147V260H146ZM154 261H155V260H154ZM158 261H159V260H158ZM164 261H165V260H164ZM191 261H192V260H191ZM194 261H195V260H194ZM198 261H199V260H198ZM201 261H202V260H201ZM203 261H204V259H203ZM247 261H248V260H247ZM250 261H251V260H250ZM14 262H13V264H14ZM148 262H149V261H148ZM167 262H168V260H167ZM167 262H166V263H167ZM224 262H225V261H224ZM245 262H246V261H245ZM248 262H249V261H248ZM248 262H246V263L248 264ZM253 262L255 263V261H253ZM262 262H263V261H262ZM146 263H147V262H146ZM161 263H162V262H160V264H161ZM170 263H172V262H170ZM198 263H199V262H198ZM215 263H216V262H215ZM246 263H244V264H246ZM260 263H261V262H260ZM163 264H165V263H163ZM168 264H169V263H168ZM172 264H174V263H172ZM194 264H195V263H194ZM201 264H206V263H201ZM219 264H220V263H219ZM235 264H236V262H235ZM238 264H239V263H238ZM241 264H242V262H241Z\"/></svg>",
	"mask_w": 264,
	"mask_h": 264
}]
</instances>
